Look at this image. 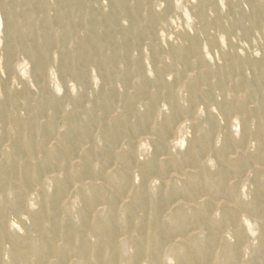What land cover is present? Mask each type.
<instances>
[{"label":"rangeland","instance_id":"1","mask_svg":"<svg viewBox=\"0 0 264 264\" xmlns=\"http://www.w3.org/2000/svg\"><path fill=\"white\" fill-rule=\"evenodd\" d=\"M0 264H264V0H0Z\"/></svg>","mask_w":264,"mask_h":264}]
</instances>
